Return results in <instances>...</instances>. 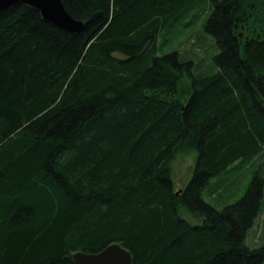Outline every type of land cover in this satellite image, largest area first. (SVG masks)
I'll use <instances>...</instances> for the list:
<instances>
[{"label":"trees","instance_id":"obj_1","mask_svg":"<svg viewBox=\"0 0 264 264\" xmlns=\"http://www.w3.org/2000/svg\"><path fill=\"white\" fill-rule=\"evenodd\" d=\"M62 1L81 30L0 10V264H76L113 242L133 264H264L246 243L264 178L222 209L203 196L263 155L264 0ZM197 8L218 49L207 73L163 40ZM181 151L197 160L176 190Z\"/></svg>","mask_w":264,"mask_h":264},{"label":"rangeland","instance_id":"obj_2","mask_svg":"<svg viewBox=\"0 0 264 264\" xmlns=\"http://www.w3.org/2000/svg\"><path fill=\"white\" fill-rule=\"evenodd\" d=\"M200 6L209 5L200 4ZM195 14H198L199 17L194 23ZM207 15L203 9L193 10L190 16L191 23L184 31L177 32L174 38L167 31L165 39H163L167 41L166 50L168 51L177 49L183 54L185 50L195 53L190 55L191 57L187 55H184V57L193 59L196 71L203 73H207L212 69L213 57L218 52L212 36L204 31ZM180 89L186 99L190 92L189 78L181 80ZM262 156L237 162L228 171L212 178L210 185L203 192L204 198L218 209H222L225 205L240 199L249 187L254 175L258 173L264 178V148ZM196 160L197 152L181 151L177 154L171 164V175L176 190L182 189L188 183L192 177ZM181 215L191 223L198 222L190 213L182 211ZM246 243L251 247L264 245V210L257 218L253 228L250 229Z\"/></svg>","mask_w":264,"mask_h":264},{"label":"water","instance_id":"obj_3","mask_svg":"<svg viewBox=\"0 0 264 264\" xmlns=\"http://www.w3.org/2000/svg\"><path fill=\"white\" fill-rule=\"evenodd\" d=\"M14 4H24L40 11L44 21L69 32L84 27V21L75 19L65 8L62 0H0V10ZM76 264H133V255L120 242L108 244L98 252L83 250L73 254Z\"/></svg>","mask_w":264,"mask_h":264}]
</instances>
